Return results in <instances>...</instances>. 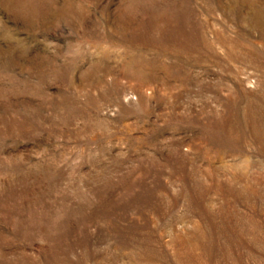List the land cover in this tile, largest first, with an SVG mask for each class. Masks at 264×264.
Here are the masks:
<instances>
[{
    "label": "rangeland",
    "instance_id": "374dc122",
    "mask_svg": "<svg viewBox=\"0 0 264 264\" xmlns=\"http://www.w3.org/2000/svg\"><path fill=\"white\" fill-rule=\"evenodd\" d=\"M0 264H264V0H0Z\"/></svg>",
    "mask_w": 264,
    "mask_h": 264
}]
</instances>
